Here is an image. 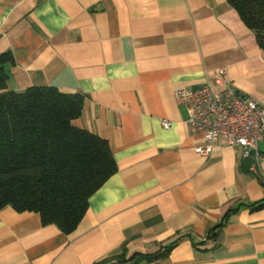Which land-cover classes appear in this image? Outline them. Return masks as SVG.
<instances>
[{
    "label": "crops",
    "instance_id": "obj_1",
    "mask_svg": "<svg viewBox=\"0 0 264 264\" xmlns=\"http://www.w3.org/2000/svg\"><path fill=\"white\" fill-rule=\"evenodd\" d=\"M7 89L84 95L80 128L116 172L74 231L0 208V264H264V141L245 157L223 137L201 156L176 88L227 69L264 101V49L228 0H0ZM162 120L170 127H162Z\"/></svg>",
    "mask_w": 264,
    "mask_h": 264
},
{
    "label": "trees",
    "instance_id": "obj_2",
    "mask_svg": "<svg viewBox=\"0 0 264 264\" xmlns=\"http://www.w3.org/2000/svg\"><path fill=\"white\" fill-rule=\"evenodd\" d=\"M228 3L264 49V0ZM11 62L10 52L0 55V208L37 213L42 225L69 234L90 197L116 172L112 151L106 140L76 125L84 95L49 86L8 90ZM172 246L153 257L120 256V264L161 257Z\"/></svg>",
    "mask_w": 264,
    "mask_h": 264
},
{
    "label": "built area",
    "instance_id": "obj_3",
    "mask_svg": "<svg viewBox=\"0 0 264 264\" xmlns=\"http://www.w3.org/2000/svg\"><path fill=\"white\" fill-rule=\"evenodd\" d=\"M227 69H215L212 81L207 78L176 88L173 92L177 104L187 107L186 123L202 136V145L195 151L207 156L213 142L223 137L230 146L242 148L245 157L261 155L258 142L264 141V101L243 96L229 84ZM168 129L170 122L162 120Z\"/></svg>",
    "mask_w": 264,
    "mask_h": 264
}]
</instances>
